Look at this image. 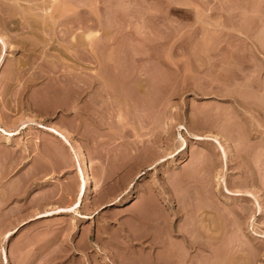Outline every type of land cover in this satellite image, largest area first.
<instances>
[{"label": "rangeland", "instance_id": "1", "mask_svg": "<svg viewBox=\"0 0 264 264\" xmlns=\"http://www.w3.org/2000/svg\"><path fill=\"white\" fill-rule=\"evenodd\" d=\"M0 38V264H264V0H0Z\"/></svg>", "mask_w": 264, "mask_h": 264}, {"label": "bare ground", "instance_id": "2", "mask_svg": "<svg viewBox=\"0 0 264 264\" xmlns=\"http://www.w3.org/2000/svg\"><path fill=\"white\" fill-rule=\"evenodd\" d=\"M2 42L5 44L3 40ZM3 63H4V57L0 53V67L3 65ZM31 101L36 103L37 98L34 96L31 98ZM14 125L15 124L13 123L7 124L6 121L4 120V116L2 115V113H0V138H4V141H6V144H9L11 139L15 135H19L20 130L23 129V127L27 126V123L25 121H22L19 123L17 127L13 128ZM48 129L50 133L56 136L59 140L68 144L71 147V149L74 150V153H76V156L74 158L77 164V174L80 178V185L78 187L79 193H78V200H77L78 206L81 205L84 201H90L92 198V193L96 189V178L91 169V163H90L87 151L85 150L81 142L77 138L73 137L70 130L67 129L66 127L60 126V125H54V126L50 125L48 126ZM188 231L183 230L182 232H179L176 235H180L184 237L185 242L188 245H194L197 242L196 240H193V238L191 240V235ZM183 246L187 249V245L185 243L184 244L182 243V247ZM174 257H177V256L175 255ZM180 257L182 258H180L179 261L182 264H185L187 262V253L184 252Z\"/></svg>", "mask_w": 264, "mask_h": 264}]
</instances>
